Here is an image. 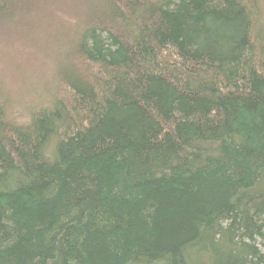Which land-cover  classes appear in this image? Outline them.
Segmentation results:
<instances>
[{
  "label": "trees",
  "instance_id": "16d2710c",
  "mask_svg": "<svg viewBox=\"0 0 264 264\" xmlns=\"http://www.w3.org/2000/svg\"><path fill=\"white\" fill-rule=\"evenodd\" d=\"M98 2L0 94V264H264V0Z\"/></svg>",
  "mask_w": 264,
  "mask_h": 264
},
{
  "label": "rangeland",
  "instance_id": "374dc122",
  "mask_svg": "<svg viewBox=\"0 0 264 264\" xmlns=\"http://www.w3.org/2000/svg\"><path fill=\"white\" fill-rule=\"evenodd\" d=\"M95 4L98 0L5 2L0 10V94L17 117L27 116L30 82H45L40 78L44 69H53L60 59L56 53L76 36L80 17Z\"/></svg>",
  "mask_w": 264,
  "mask_h": 264
}]
</instances>
